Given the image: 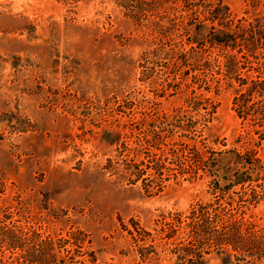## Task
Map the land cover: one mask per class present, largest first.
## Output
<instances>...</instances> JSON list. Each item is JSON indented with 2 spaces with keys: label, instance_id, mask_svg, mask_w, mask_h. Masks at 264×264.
<instances>
[{
  "label": "rangeland",
  "instance_id": "rangeland-1",
  "mask_svg": "<svg viewBox=\"0 0 264 264\" xmlns=\"http://www.w3.org/2000/svg\"><path fill=\"white\" fill-rule=\"evenodd\" d=\"M222 1L234 21L263 11ZM156 20L135 25L117 0H0V226L82 232L94 264H181L192 212L222 209L252 224L250 243L206 264H264L263 129L233 105L246 86L219 47L179 63L189 46L162 45ZM237 173L250 181L223 188Z\"/></svg>",
  "mask_w": 264,
  "mask_h": 264
},
{
  "label": "trees",
  "instance_id": "trees-1",
  "mask_svg": "<svg viewBox=\"0 0 264 264\" xmlns=\"http://www.w3.org/2000/svg\"><path fill=\"white\" fill-rule=\"evenodd\" d=\"M117 1L137 26L150 16L157 18L150 24L154 29L152 33L156 39L161 40L162 45L163 42L175 46L188 45L189 51L181 53L178 58L181 64L209 63L205 57L206 51L219 47V56L224 59L226 74L233 75L241 85L246 86L245 90L239 91L233 99L238 117L252 121L262 128L264 133V0L263 11L250 21H234L222 0ZM164 22L166 24H163ZM205 22L210 23L207 35H196L202 30ZM174 39L178 42L174 43ZM260 58L262 63H259ZM252 60L257 61L253 70L258 76L248 84L240 78L238 72L246 68L247 64H252ZM262 133L261 136L264 135ZM248 164L252 167L253 163ZM244 175L237 173L235 179L223 188L229 189L249 182L248 177ZM214 184L219 186L217 182ZM243 227L245 232L249 233L247 229L252 228V224L243 219L234 220L232 215L222 209L198 207L192 212L187 224L188 242L180 244L174 250L177 260L182 262L181 264H206L203 255L210 249L218 252L231 246L235 251H244L250 240L249 236L242 234ZM135 230L137 232V229ZM77 236L79 237L70 239H42L39 234L23 231L14 225L0 226V264H85V259L74 260L76 256L83 257L85 254H89V262L94 264V255L83 252L85 240L80 236L84 237V234L77 232ZM66 245L73 246L74 249H67ZM4 251L10 254L7 259L3 256ZM258 252H263V249Z\"/></svg>",
  "mask_w": 264,
  "mask_h": 264
}]
</instances>
